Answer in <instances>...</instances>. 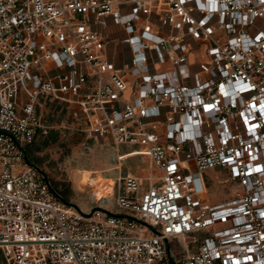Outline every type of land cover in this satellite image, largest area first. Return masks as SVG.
Instances as JSON below:
<instances>
[{
    "label": "built area",
    "instance_id": "built-area-1",
    "mask_svg": "<svg viewBox=\"0 0 264 264\" xmlns=\"http://www.w3.org/2000/svg\"><path fill=\"white\" fill-rule=\"evenodd\" d=\"M51 129L145 158L85 184L118 212L27 161ZM0 264H264V0H0Z\"/></svg>",
    "mask_w": 264,
    "mask_h": 264
},
{
    "label": "rangeland",
    "instance_id": "rangeland-1",
    "mask_svg": "<svg viewBox=\"0 0 264 264\" xmlns=\"http://www.w3.org/2000/svg\"><path fill=\"white\" fill-rule=\"evenodd\" d=\"M52 111L55 112L56 110L53 109ZM41 115L43 121L45 120L48 123H58L62 120L70 122L67 113L48 112L45 107L41 108ZM54 130L58 133L57 142L42 147L38 152H34L33 156L38 159L34 160L35 165L45 172L59 193L65 192L64 197L83 212H91L99 206L104 207L108 212H118L119 208L116 205V196L98 203L91 196L88 186L82 185L81 190L77 181L81 171H94L91 177L95 180L104 178L102 186L100 184L96 185L97 189L100 187L103 189V193L98 194V198H102L112 195L113 185L120 174L122 176L128 173L136 176L147 174L148 163L145 161V158L134 156L119 161V155H123L135 148L122 146L118 151L110 145L86 141L84 136L77 131L65 129L61 133L57 129ZM38 139L42 140V135H39ZM206 175L212 178L219 176L221 179L226 176L221 168L210 171ZM209 191L208 198L213 203L225 202L233 197L232 187L228 184L216 183L209 188Z\"/></svg>",
    "mask_w": 264,
    "mask_h": 264
},
{
    "label": "trees",
    "instance_id": "trees-1",
    "mask_svg": "<svg viewBox=\"0 0 264 264\" xmlns=\"http://www.w3.org/2000/svg\"><path fill=\"white\" fill-rule=\"evenodd\" d=\"M58 140V133L56 132V130L54 129H51L49 131V133L46 135V136H42V140L40 139H36V141L30 145L28 148H27V151H26V159L29 163L33 164L34 166L35 163H34V160H38L37 158H35L33 156L34 152H38L41 150L42 147L44 146H48L49 144H53L55 142H57ZM33 158V159H32ZM54 187V186H53ZM55 189V188H54ZM56 190V189H55ZM57 191V190H56ZM58 192V191H57ZM59 193V192H58ZM66 201H68L65 197H64V194L65 192H62L59 193Z\"/></svg>",
    "mask_w": 264,
    "mask_h": 264
},
{
    "label": "bare ground",
    "instance_id": "bare-ground-1",
    "mask_svg": "<svg viewBox=\"0 0 264 264\" xmlns=\"http://www.w3.org/2000/svg\"><path fill=\"white\" fill-rule=\"evenodd\" d=\"M92 173H94V171H90V170H83V171H81V174H80V176H79V178H78V183H79V187H81V190H82V185H85V184H88V183H90V184H92V185H98V184H100L101 186L103 185V183H104V178L103 179H101V180H95V179H93L91 176H92ZM95 173H100V172H95ZM75 180V181H76ZM96 193H97V196L99 197V193H103V189H102V187H100V188H98V189H96ZM106 195V194H105Z\"/></svg>",
    "mask_w": 264,
    "mask_h": 264
},
{
    "label": "crops",
    "instance_id": "crops-1",
    "mask_svg": "<svg viewBox=\"0 0 264 264\" xmlns=\"http://www.w3.org/2000/svg\"><path fill=\"white\" fill-rule=\"evenodd\" d=\"M128 152V151H127Z\"/></svg>",
    "mask_w": 264,
    "mask_h": 264
}]
</instances>
